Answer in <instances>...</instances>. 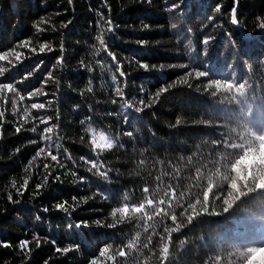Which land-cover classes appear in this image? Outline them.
I'll return each instance as SVG.
<instances>
[{
	"label": "trees",
	"instance_id": "trees-1",
	"mask_svg": "<svg viewBox=\"0 0 264 264\" xmlns=\"http://www.w3.org/2000/svg\"><path fill=\"white\" fill-rule=\"evenodd\" d=\"M233 6L234 0H0V55L10 53L0 61L6 69L0 83H12L24 97L0 92V264H90L94 258L97 264H159L158 234L171 221L130 213L108 228L111 210L139 203L145 186L159 187L153 197L159 199L173 184L178 197L186 193L181 203L194 202L206 177L216 167L225 171L227 154H242L225 144L240 143L248 132L264 133V0H239L237 25L230 22ZM101 35L104 46L96 39ZM42 44L51 50L41 52ZM16 53H22L19 60ZM194 71L207 75L189 77L192 87L176 83ZM217 79L245 83L244 95L233 90L212 96L214 89L205 87ZM35 89L42 92L29 98ZM141 101L152 106L137 111ZM32 103L45 108L32 109ZM26 113L31 115L24 120ZM177 119L182 123L172 127ZM46 127H53L51 141L42 139ZM89 128L114 147L94 152ZM40 147L46 150L37 156ZM91 160L103 165L106 177L89 170ZM65 201L67 211L55 208ZM219 204L210 194L209 211H221ZM172 236L166 264H242L234 253L264 244V195L250 193L221 215H200ZM21 241L28 246L22 249ZM69 246L73 251H56ZM106 246L109 252L99 256Z\"/></svg>",
	"mask_w": 264,
	"mask_h": 264
},
{
	"label": "snow or ice",
	"instance_id": "snow-or-ice-1",
	"mask_svg": "<svg viewBox=\"0 0 264 264\" xmlns=\"http://www.w3.org/2000/svg\"><path fill=\"white\" fill-rule=\"evenodd\" d=\"M143 2V0H142ZM148 3H151L152 0H147ZM167 2V0H165ZM239 0H234V6L231 9V15H230V22L233 25L238 24L237 19V7L235 5H238ZM175 7V5H174ZM217 12H220L221 7L218 5L215 9ZM68 23H71L69 21ZM108 31H111V21H108ZM63 27H67V24H64ZM144 27H148L145 25ZM175 27V25H173ZM259 27L261 29H264V20H261L259 23ZM99 41V44L101 46L105 45V41L101 36H97L96 38ZM141 45H143L144 41H138ZM209 43L208 39L203 40V44L207 45ZM21 47H24V45H21ZM46 48L48 50H51V48L47 44H42L40 46V51L43 52ZM105 47V51H106ZM32 51H35V49H32ZM8 55L10 53H6L4 55H0V61H5L8 59ZM22 53H16V58L19 60ZM115 60V57H113ZM11 63V61H9ZM58 63H62V59L58 60ZM140 68L144 69L145 71H148L150 66L145 63H141L139 65ZM155 67V66H153ZM182 67H187L186 65H182ZM6 69L3 67H0V77L4 76ZM121 76L126 75V73L121 72ZM207 73L203 71H194V72H187L184 77L180 81H177L176 83H182L188 85V87H192V85L189 83V77H195L196 79H199L201 77H205ZM49 79H54V77L49 76ZM176 86L175 83L169 84L167 86H161L154 94V98L158 100L161 95L169 92L171 88H174ZM245 83H239L238 86L234 85L230 82H224L221 80H213L211 83H208L205 87V90H212L211 95L216 96L218 93L224 92L229 93L234 90V92L238 95H244L245 91ZM88 91H91V87L87 89ZM0 92H9V93H16L21 100L24 99L22 95L19 94L17 89L14 87L12 83H0ZM42 92L41 89H35L32 93L29 94V98L31 96H35L37 94H40ZM44 95H47V93H43ZM116 95L120 98H123V91L119 88L116 89ZM233 99H236V95H233ZM5 102H7V98H5ZM112 103H116V100H113ZM141 105H143V108H137V111H143L144 108L151 107V103H146L145 101L140 102ZM32 109H44L45 104L44 103H32L31 104ZM31 115L30 113H26L25 116L22 117V119L27 120L28 116ZM4 113L0 112V117H3ZM33 120L38 119V117L33 116ZM50 121L48 119H40V123L42 124H48ZM182 123L180 119H177L175 124L172 125V127L179 126ZM23 125L18 126L15 128V132L19 133L21 131V128ZM37 129L33 127L31 131H36ZM88 133L91 134V139L88 141V143L91 145L92 150L95 152L97 149H99L101 152L105 149H112L114 147V142L112 139H110L108 136L104 135L103 133L96 134L93 129L89 128L87 129ZM51 133H53V127H46L42 130V139L46 141H51ZM126 135L131 136L132 133L128 132ZM81 141L84 140V137L80 138ZM240 143H231V144H225L226 148L230 149H242V154L238 152H229L227 156L224 158L226 160V163L223 165L225 171L221 172L220 167H216L215 171L211 172L207 177V185L205 187H202V191L200 193H196L195 200L188 201L186 204L181 203L180 201L184 200L186 193L181 192L179 194V197L177 196V190L176 187L173 184H168L166 186V190L163 191V195L159 199H153L154 196H156L157 192L160 191L159 187L155 190H150L148 186H145L142 188V197L140 199L139 203L129 204V203H123L122 206L115 207L111 210L110 216L113 220V223L107 224L108 228H115L118 223L123 222L126 218L129 217V214H143L139 216L138 218L141 220H152L153 216H161L167 217L171 221V225L173 226H165L163 228V232L159 233V239L161 241L160 244L157 245V248L159 250V264H166V262L169 260L170 256V245L172 244L173 240V233H178L180 230L184 227H187L188 224H191L194 219L200 215H221L222 213H227L231 208H233L234 204L237 203L242 197L247 196L250 193L253 192H260L262 195H264V133L257 134L255 132H248L247 135L240 136ZM35 142V141H33ZM58 147V145H57ZM44 147H40L36 153L38 156L40 153L45 152ZM19 151V149H17ZM47 155L50 156L52 161L58 162V156L52 154L51 150H48ZM71 159V157H68ZM234 161V162H232ZM86 163L90 164V171L92 169H95L97 174L101 176H107V172H103L100 169L103 167V165H98V163L95 160L86 161ZM143 163V161H141ZM230 163V172L228 170V164ZM45 168L49 167V165L45 164ZM234 174V175H231ZM75 175V173H73ZM202 176V173L197 170V179H199ZM177 178H179L177 176ZM157 181H161V178L159 176L156 177ZM224 181L226 183H222L220 181ZM28 181H24V185H27ZM44 183H47V176L44 178ZM162 183V181H161ZM44 185H40V187H43ZM199 187V185H198ZM217 188L220 190L219 194H214L213 189ZM210 194L213 196V198L216 201H219L220 204L218 207H220L221 211L217 212L215 210V207L212 208V211H209L210 205ZM202 196V199L200 198ZM164 197H167L165 199ZM11 199V198H10ZM76 199L75 197L73 198ZM129 197L127 195L124 196V200L127 201ZM176 202L175 205L173 202ZM84 203H87V199L83 201ZM67 202L58 203L55 205V208L58 210H64L67 211V208L65 205ZM162 205L166 207H161ZM200 206L199 208L197 206ZM152 208L154 209L151 214H149L145 209ZM174 207H179L181 211L177 213L176 211L169 212V209H174ZM191 210V211H189ZM47 211V209H45ZM119 214V220H117V215ZM182 220H186V223H183ZM94 223L100 227H105V224L101 220H96ZM84 227H88L87 222L83 223ZM76 227H81L80 224H77ZM164 233L167 234L165 237ZM153 235H157V233L153 232ZM28 241H21V248H26L28 246ZM151 243V237H149V244ZM4 247H8L7 244L3 245ZM37 246H39V242L37 241ZM78 247V246H76ZM128 248L133 247V243L130 242L127 245ZM144 247H148V244H145ZM110 248L108 246L104 247L100 253L99 256L103 257L106 253H108ZM57 252L62 253H68L73 251V246L65 247L63 249L57 248ZM153 255H155V251L152 252ZM118 255L120 257H124L126 255L123 248L118 252ZM236 255L237 260L242 261V264H264V244H260L257 246H249L246 248V250H242L239 253H234ZM90 264H97V260L94 258L90 261ZM219 264V262H217ZM235 264V262H233Z\"/></svg>",
	"mask_w": 264,
	"mask_h": 264
}]
</instances>
